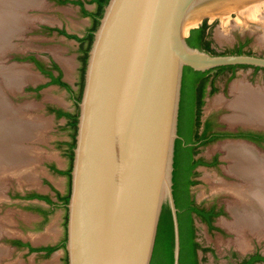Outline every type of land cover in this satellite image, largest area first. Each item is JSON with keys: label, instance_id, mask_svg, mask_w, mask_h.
Returning a JSON list of instances; mask_svg holds the SVG:
<instances>
[{"label": "water", "instance_id": "1", "mask_svg": "<svg viewBox=\"0 0 264 264\" xmlns=\"http://www.w3.org/2000/svg\"><path fill=\"white\" fill-rule=\"evenodd\" d=\"M252 1L108 0L104 5L93 31L77 102L66 203L67 264H150L165 205L172 218L173 264H179V209L173 194V171L184 68H264V55L213 53L190 45L187 37L208 14ZM43 2L26 6L16 2L10 8L19 19L29 15L28 8H42ZM199 18L198 24L185 32L186 25ZM35 21L9 30V47L0 51L2 68L14 63L27 68L25 60L15 58L18 51L13 40L37 27ZM11 52L15 54L9 55ZM8 57L13 61L5 64ZM29 80L19 79L9 91L14 96L22 94ZM6 90L9 175L25 181L23 175L29 174L32 161H25L22 142L28 140L35 119L30 120L24 111L18 115ZM5 232L0 229V238ZM0 247L12 248L3 242Z\"/></svg>", "mask_w": 264, "mask_h": 264}, {"label": "rangeland", "instance_id": "2", "mask_svg": "<svg viewBox=\"0 0 264 264\" xmlns=\"http://www.w3.org/2000/svg\"><path fill=\"white\" fill-rule=\"evenodd\" d=\"M87 7L90 11H93L96 8V3H87ZM260 7L257 11V17L251 18L248 22L240 20L236 11H231L228 16L216 15L212 18L210 16L205 17L208 23L212 24L211 28L208 29V38L211 39L212 46L218 51L231 50L238 42L249 38V42L244 46V49L264 55V42L262 41L264 39V5ZM25 11L34 16V20L31 21L36 20L35 23L37 27H32L25 31L23 35L14 37L13 42L17 46L16 50L18 51V55H25L33 51L39 54H41L42 51L51 53L61 62L64 61L71 86L74 90H77V82L80 78V68L78 67L80 59L78 56L79 49L76 43L70 40L64 42L61 40L63 38L60 36L45 33L42 27L38 26L41 24L38 21L41 20V22H44L47 20L36 17L41 14L49 15L51 17L50 19H52L51 23L62 24L63 27L70 32L82 33L87 26L91 25V16H83L78 5L69 2L65 4H56L55 0H44L42 8L33 7ZM20 51H24V54ZM13 52L9 53V55ZM14 54L15 53H13V55ZM12 61L13 59L11 57L9 59L8 57L4 63L10 64ZM25 69L28 70V68ZM34 69L36 68L34 67ZM211 73L215 75L217 74V70H213ZM231 74L232 71L227 69L217 75L216 84L218 89L213 94L206 96L202 108L203 114L208 113V111H217L216 109L219 106L214 105V99H230L233 96L230 92V86L236 80H241L248 83L250 86H264L263 69L255 70L253 67H237L234 69V76L230 77ZM33 79L34 80H31V82L27 84L31 85V83H33L36 86L45 83L42 76L40 78L33 77ZM224 87L225 90H223ZM6 91L8 94L10 93L11 102L15 105V109L18 110V115L20 111L21 114L24 111L26 114L30 115V120L35 119V125L32 124L29 138H25L28 140L22 142L26 147V149H22L25 151V161H34L35 168L31 169L34 178L30 179L25 177V181L18 180L14 176L9 175L10 169L0 172V228H3L4 232L6 231V234L0 238V242L9 245V230H11L10 234L15 233L9 226L20 230V232H24L27 238L30 237L32 240L33 237L36 236L39 242L51 241L56 234L34 233L35 235H28V233L31 232L30 230H34V227L38 224L40 216L34 209L28 208L23 204L19 205V203L11 202L9 197L12 193L19 191L20 189L18 188H20V186L26 190L38 189L41 191H48L49 185L45 183L44 179H48L62 191L68 189L67 176L50 172L47 164L53 162L58 166L64 168L68 167L69 158L63 153L64 147L59 148L57 142L70 140L71 137L69 130L64 128L66 120L63 119V117H56L54 113L47 110V107L51 104L70 111H75L76 106L73 95L70 91L52 84L45 85L38 92L26 93L24 90L22 94H17L16 96L12 95L13 91L11 92L9 89ZM1 95L5 96V94ZM7 104L9 105L8 101ZM228 113H230V109L228 107H222L217 116L221 120H224V122L226 121L231 127L240 125V123L231 125L225 119ZM241 125L249 126L244 124ZM19 140L23 139L19 138ZM236 140L237 139H221L200 147V154L202 156L209 158L214 153H217L221 159L220 163L216 166H199V181L193 186V191L198 200L211 202L216 199L226 208V213L217 217L215 220V224L220 227L221 231L216 229L209 230L204 224L200 222L196 223V240L200 243L201 247H210L208 251H204L201 248L198 250L200 264H240L238 258L235 257L236 255L239 257L256 249L264 255V237L259 238L261 239L259 240L257 236H251L249 240L250 245L241 250L232 240L234 233L232 231L230 232V230L221 223L222 220L232 218L228 208L231 197L226 192L217 190L215 184L218 179L234 180V177L225 170L229 161L225 158V151L221 147V144ZM30 149H35L34 154L29 153ZM65 215L66 209L64 206H60L53 210L48 218L47 222L53 223L51 228L53 232L55 231L54 229H56L57 239L59 237H64ZM58 227L60 228L59 231L57 230ZM12 248L9 249L8 247L7 253L0 257V264H66L64 260L66 253L61 246L49 256H43L42 254L34 252L30 253L21 247L13 246ZM261 264H264V262Z\"/></svg>", "mask_w": 264, "mask_h": 264}, {"label": "trees", "instance_id": "3", "mask_svg": "<svg viewBox=\"0 0 264 264\" xmlns=\"http://www.w3.org/2000/svg\"><path fill=\"white\" fill-rule=\"evenodd\" d=\"M108 0H88L87 3H96V8L93 11L88 10L84 6L83 0H57V2L64 4L67 2H72L75 4H79L81 6V12L84 15H89L92 17L93 22L90 26L88 33L83 37H78L76 34L66 33L64 29L59 30L60 33L66 34L68 37L76 38L80 41V55L79 59L81 61L80 66V78L77 82L78 89L74 90L72 86L61 79V72L56 63H52L51 67H46L44 63L38 60L34 55H26L15 56L16 59L21 60H30L36 63L38 68L45 74L50 77L49 83L59 84L60 86L66 88L73 95V99L75 102L76 110L68 111L62 108H56L53 106H49L48 110L50 112H54L57 117H66L67 122L64 125V128L69 130V134L71 139L66 144L67 149L66 155L69 157V166L66 170L61 171L57 170L55 166H51L52 169L59 173L66 174L68 177V191L66 194L59 196V200L64 204L66 208V203L69 198L70 191V170L72 166L73 159V147L75 145V134L77 128V116H78V106L77 102L79 101L82 93L83 87V77L85 64L87 60L88 50L92 41L93 31L99 22V17L103 12V7L107 3ZM211 23H208L207 18H204L202 22L190 29V34L187 37V41L192 46L201 47L207 51L213 53H226V52H247L251 53L252 51L245 50L244 46L249 42V38H246L244 41L238 42V44L231 50H222L218 51L212 46L211 39L208 38V29L211 28ZM53 30L54 28H50ZM237 67H253L255 70L263 69L258 66H249V65H225L214 67L205 71H197L192 69L189 66H185V75L182 80V89H181V100H180V109H179V122H178V133L179 138L176 140L175 147V157H174V171H173V194L175 198V204L178 211V221H179V231H180V262L179 264H200L198 258V250L201 248L203 250H208L210 247H201L200 243L196 240V227L193 223V218L191 212H196L203 216V218L209 223L211 229L215 228L212 224V216L203 212L200 208L194 206L187 200L188 189L194 181L191 179L193 175V168L202 162L200 159H195V149L193 144H189L194 141V134L192 132L193 126H197L199 124L198 116L200 115V109L203 101L201 100L203 90L206 84V80L208 76H205L209 70H217V74H220L223 70L230 69L232 71L231 77L234 76V69ZM53 70H58L59 74L54 75ZM190 76L195 79H200L204 77L202 84L198 87L200 88V94L196 96L195 87L191 86ZM44 85H38L35 87V90H39ZM27 89H32V87H27ZM215 90V89H213ZM196 96V97H195ZM196 134V133H195ZM27 198H44L47 201L50 199L38 193H28L26 194ZM66 219L67 215H65L64 226L66 228ZM66 240V231L64 234V238L62 240L61 245L64 247ZM13 245L18 247L26 246L29 249V252L45 250V256H48L53 250L56 249L57 246H41L34 247L29 244V242H23L21 239H10ZM65 263L67 264L66 255L64 257ZM257 260L264 261V255H260L255 253L251 255L248 259L243 261V264H254ZM150 264H173V226H172V218L171 212L167 205H165L162 209L156 240L154 244L153 254L150 261Z\"/></svg>", "mask_w": 264, "mask_h": 264}, {"label": "bare ground", "instance_id": "4", "mask_svg": "<svg viewBox=\"0 0 264 264\" xmlns=\"http://www.w3.org/2000/svg\"><path fill=\"white\" fill-rule=\"evenodd\" d=\"M35 1L39 0H0V51L3 50L4 47H9V30L12 31V27L18 28L22 25V22L27 23L29 20H34L32 14L28 16L22 15L17 19L10 5L16 2L25 5ZM261 5H264V0H255L238 7L208 15L211 18L216 15L228 16L231 11H236L240 20L248 22L251 18L257 17V11ZM40 6L43 7V5ZM36 18L52 22L49 15L41 14ZM200 18L186 25L185 32L188 31L189 27L197 25ZM262 41L264 42V39ZM25 68L26 67H22L16 63L5 68L0 66V74L2 76L0 85H2V87L4 86L2 89L0 88L1 171L9 169L10 114L9 105L7 104L8 100L1 94H4L3 89H9V86H16L19 79L33 80L32 74L28 71L29 69L27 70ZM230 92L233 95L230 99L216 98L213 102L214 105H224L230 109V113L226 115L225 119L229 123H242L245 125L264 127V86H250L248 83L236 80L231 84ZM221 147L226 152V158L230 160L225 168L226 172L241 178L240 181L216 178L218 179L215 184L216 189L221 190V192H226L231 197L228 208L232 218L222 220L221 223L226 226L230 232L232 231L234 233L232 240L237 247L245 249L249 246L248 243L251 236H257V239L264 237V154L249 143L241 141L224 142L221 144ZM26 175L24 174L23 176L27 178L30 177V179H32V177L34 178L31 168L29 174ZM10 231L11 230H9V233ZM33 240L37 241L38 237H33ZM6 253L7 248L0 247V257L4 256Z\"/></svg>", "mask_w": 264, "mask_h": 264}, {"label": "flooded vegetation", "instance_id": "5", "mask_svg": "<svg viewBox=\"0 0 264 264\" xmlns=\"http://www.w3.org/2000/svg\"><path fill=\"white\" fill-rule=\"evenodd\" d=\"M83 1L85 4V2L88 0H83ZM80 10H81V6H80ZM92 22H93V19H92ZM89 29H90V27H88V29L85 30L82 37L88 33ZM79 44H80V41H79ZM79 51H80V47H79ZM51 58H52V56H51ZM43 63L46 67H51L53 62H51L48 66L45 64L44 61H43ZM212 71L213 70H209L208 73L205 75V76H208V78L206 80V84H205L203 94L201 97V100L203 101V103L201 105L200 115L198 116L199 124L197 126L196 125L193 126L192 132L194 134V141L189 143V144H193V146H194V149H195L194 158L200 159V160H202V162L197 164L193 168V175L191 176V179L194 181V183L189 186L187 200H188V202H190L194 206L200 208L203 212L209 214V216H212L213 219L211 222L215 226V228L211 229L209 226V223L203 218L202 215H200L196 212H191V215L193 218V223H194L195 227H196V223L200 222L201 224H204L209 230H215L216 229V230L221 231L220 227H218L215 224V220L217 217L222 216L226 213L225 206L223 204L219 203L216 199H214L211 202H208L205 200H198L197 196L195 195V193L193 191V186L195 184H197L199 181L198 180V174H199L198 168H199V166H206V167L216 166L220 163L221 158H220L219 154H217V153H214L209 158L202 156L200 154V147L203 145H207L211 142L221 140V139H237L236 141H239V140H243L241 142L246 141V143H249L255 149H257L258 151H260L264 154V129L262 127L253 126V125L243 126V125H241L242 123H240V125L234 126V127L229 126L226 121L224 122V120H221L217 116L220 109L222 107H226L224 105L219 106L216 109L217 110L216 112L215 111H208V113L203 114L202 108H203V105L205 103L206 96L213 94L218 89V86L216 84L217 75L212 74L211 73ZM184 75H185V70L183 72V76ZM230 77H231V75H230ZM189 79H190L191 86L192 87L194 86L196 89V96H198V94H200V88H198V87L202 84L204 77L200 78V79H195V78L190 76ZM213 89H215V90H213ZM223 90H225V87L223 88ZM230 124L232 125L235 123H230ZM225 158H226V152H225ZM228 161L230 162L229 159H228ZM233 177H234V180H238V181L241 180V178H238L235 176H233ZM36 211L41 215V219L38 221V224H41L42 222L45 221L46 212H44L43 210H40L38 208ZM248 244L250 245V241ZM203 247H207V246H203ZM208 250H210V249H208ZM208 250H204V251H208ZM255 253L263 255L258 249H256V250L250 251L249 253H246L245 255H242L239 257H238V255H236L235 257L238 258V261L240 262V264H243V261L245 259H248L251 255H253ZM262 262H264V261L263 260H257L254 262V264H261Z\"/></svg>", "mask_w": 264, "mask_h": 264}, {"label": "crops", "instance_id": "6", "mask_svg": "<svg viewBox=\"0 0 264 264\" xmlns=\"http://www.w3.org/2000/svg\"><path fill=\"white\" fill-rule=\"evenodd\" d=\"M55 3L56 4H61V3H59V2H57L56 0H55ZM69 3H72V2H69ZM65 4V3H64ZM72 4H74V3H72ZM75 5H78V4H75ZM84 6L88 9V7H87V2H85V4H84ZM78 7L80 8V5H78ZM89 10V9H88ZM81 11V10H80ZM82 15L83 16H88V15H84L83 13H82ZM39 23H41L40 25H38V26H40V27H42V29H43V31H45V33H47V34H55L56 36H60L61 38H63V39H61L62 41H68V40H70V41H72L73 43H76V45H77V48L79 49V47H80V44H79V41H78V39H76V38H72V37H68L66 34H64V33H60L59 32V30L58 29H64L65 30V32L66 33H70V34H76L78 37H82V35H83V33L85 32V30L86 29H88V27H90V25L89 26H87L83 31H82V33H79V32H70V31H68L67 29H65L64 27H63V25L61 24H53V23H51V22H47V21H44V22H41V20H39L38 21ZM50 28H54L53 30H51ZM38 50H40V49H38ZM37 50V51H38ZM78 54L80 55V51L78 50ZM26 55H34L38 60H40V61H44L45 62V64L48 66L51 62H53V63H56L57 65H58V67H59V69H60V72H61V79L62 80H64L65 82H67V83H69L70 85H71V82H70V80H69V76H68V71L65 69V63H64V61L63 62H61L60 60H58L56 57H54L51 53H47V52H45V51H42L41 52V54H39V53H37V52H29V53H26L25 55H22V57H24V56H26ZM40 55V56H39ZM78 55V56H79ZM46 56V57H45ZM51 56H52V58H51ZM78 58V57H77ZM25 64L27 65V68L29 69V73L30 74H32L31 76L32 77H38V78H40L41 76H42V78H44V82L45 83H43V84H39V85H50V84H52V85H57V86H59V87H62V86H60L59 84H55V83H49V81H50V77L47 75V74H45V73H43L39 68H38V66L36 65V63L35 62H33V61H30V60H25ZM80 66H81V61H80V64H78V67L80 68ZM34 67L36 68V69H34ZM53 73H54V75H58L59 74V71L58 70H53ZM36 75V76H35ZM31 77V78H32ZM31 80L32 79H30L28 82H31ZM34 80V79H33ZM38 85H34L33 83H31V85H28V84H26V86H25V88H24V90L26 91V93H28V92H38L39 90H35V87H37ZM43 86V87H44ZM27 87H32V89H27ZM62 88H64V87H62ZM64 89H66V88H64ZM67 90V89H66ZM49 106H53V107H56V108H61V107H58V106H55V105H51V104H49L48 105V107ZM48 107H47V110H48ZM62 109H64V110H67V109H65V108H62ZM49 111V110H48ZM68 111H70V110H68ZM50 112V111H49ZM51 113H54V112H51ZM55 114V113H54ZM56 115V114H55ZM57 117V116H56ZM63 117V119H65L66 120V122H67V119H66V117H64V116H62ZM67 141H69V140H67ZM67 141H59V142H57L58 143V147L59 148H61V147H64V149H63V153L66 155V149H67V146H66V144H64V142H67ZM34 150L35 149H30V151H29V153L30 154H34ZM67 156V155H66ZM69 158V157H68ZM34 162V161H33ZM33 162H31L30 163V165L32 166V169L33 168H35V164L33 163ZM48 165V168H49V170H50V172H52V173H56V174H60V175H66V174H63V173H59V172H57V171H55L54 169H52V165L53 166H55V168L57 169V170H61V171H64V170H66L67 168H64V167H61V166H58V165H56L55 163H53V162H51V163H48L47 164ZM69 166V165H68ZM67 176V175H66ZM33 178V177H32ZM68 178V177H67ZM44 181H45V183H47L48 185H49V188L47 189L48 191H41V190H38V189H35V190H26V189H20L19 191H17V192H15V193H12L11 194V196L9 197L10 199H11V202H15V203H19V205L20 204H23V205H25L26 207H28V208H31V209H34L35 211L37 210V208L38 209H40V210H43L44 212H46V218H45V221L44 222H42L41 224H37L35 227H34V230H30L31 232L30 233H28V235L29 236H32V235H35L34 233H36V234H42V233H44V234H47V233H49V234H56L57 235V232H56V229H54L55 231L53 232V230L51 229L52 228V225H53V223H48L47 221H48V218H49V216L51 215V213H52V211L53 210H55L57 207H60V206H64V204L59 200V196H61V195H64V194H66L67 193V191H68V189H66V190H64V191H62L61 189H59L58 187H56L55 185H53L48 179H44ZM19 189V188H18ZM28 193H38V194H41V195H45V196H47L49 199H50V201H47L46 199H44V198H37V197H33V198H27L26 197V194H28ZM64 208H65V206H64ZM66 209V208H65ZM37 212V211H36ZM38 213V212H37ZM38 215L40 216V219H41V215L38 213ZM39 219V220H40ZM10 228H12L14 231H15V233L14 234H12L11 235V237H9V240L10 239H21L23 242H29V244L30 245H32V246H34V247H41V246H57L56 247V249H58L60 246L61 247H63L62 245H61V243H62V240H63V238L64 237H59L58 239H57V236L55 235V237H53L52 238V240L51 241H47V242H39L38 240L37 241H34V240H32V238L30 239V237L29 238H27V236H26V234H24V232H20V230H17V229H14L13 227H11V226H9ZM58 231L60 230V228L58 227V229H57ZM20 232V233H19ZM20 234V235H18V234ZM17 234V235H16ZM22 234V235H21ZM13 236V237H12ZM57 241V242H56ZM10 243V245H12V247L13 246H16V245H13L11 242H9ZM16 247H18V246H16ZM21 248H24V249H26V251L27 252H29V249H28V247H26V246H22ZM55 249V250H56ZM63 249H64V247H63ZM55 250H53L52 252H54ZM39 253V254H42L43 256H45V250H38V251H32V253ZM51 252V253H52ZM31 253V252H30ZM50 253V254H51ZM49 254V255H50ZM48 255V256H49Z\"/></svg>", "mask_w": 264, "mask_h": 264}]
</instances>
